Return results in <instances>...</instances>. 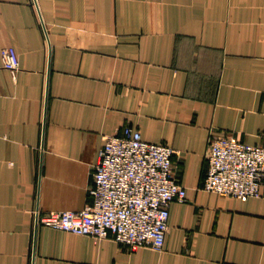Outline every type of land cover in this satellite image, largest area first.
<instances>
[{"label": "crops", "instance_id": "crops-1", "mask_svg": "<svg viewBox=\"0 0 264 264\" xmlns=\"http://www.w3.org/2000/svg\"><path fill=\"white\" fill-rule=\"evenodd\" d=\"M128 126L178 152L187 197L164 249L36 226L92 202L104 141ZM225 136L264 145V0H0V264H264V187L203 189Z\"/></svg>", "mask_w": 264, "mask_h": 264}, {"label": "built area", "instance_id": "built-area-1", "mask_svg": "<svg viewBox=\"0 0 264 264\" xmlns=\"http://www.w3.org/2000/svg\"><path fill=\"white\" fill-rule=\"evenodd\" d=\"M4 67L16 73L20 61L13 47L3 51ZM167 145L147 142L141 132L125 127L107 136L93 168L92 202L79 212H33L35 225L95 240L112 239L137 250L162 251L169 229L170 208L185 202L187 190L176 178ZM203 189L246 201L260 196L264 187V145L246 144L236 137L210 142Z\"/></svg>", "mask_w": 264, "mask_h": 264}]
</instances>
